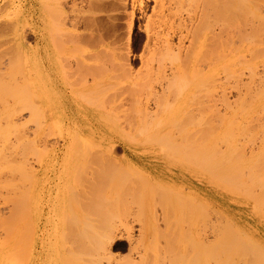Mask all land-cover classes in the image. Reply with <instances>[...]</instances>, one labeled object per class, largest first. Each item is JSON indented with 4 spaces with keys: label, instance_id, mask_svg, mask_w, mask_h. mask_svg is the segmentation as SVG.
<instances>
[{
    "label": "rangeland",
    "instance_id": "1",
    "mask_svg": "<svg viewBox=\"0 0 264 264\" xmlns=\"http://www.w3.org/2000/svg\"><path fill=\"white\" fill-rule=\"evenodd\" d=\"M74 1L0 0V158L3 162L0 160V264H107L106 257H100L98 262L96 251L93 252L94 255L91 253L89 256V250L85 249L87 254L81 255L74 244L77 238L83 235L103 236L104 234L105 236L106 232L103 231L107 223L109 225V221L113 220L117 228H121L125 235L130 234V236H123L125 238L122 237L121 240H118L120 236L115 239V243L121 241L122 246L111 251L112 264H130L134 261L135 264H171L172 258L175 264H216L219 242L225 259L224 264L228 261V264H264V187L261 185L262 182H259L264 177L262 164L258 163L260 165L257 166L261 167L255 172L261 170L263 173H259L260 176L255 173L251 175L250 169L248 173H245L247 169H244L246 176L241 172L243 175L241 181L246 179L247 182L244 184L242 182V185L238 182L235 184L233 177L234 183L232 180L229 183V178L237 170H234L233 164L231 167L228 164L227 171L220 176L215 174L219 171L194 176L193 193L189 192V185L185 181V185L178 186V189L174 187L179 192L164 195L147 184L143 186L147 180L145 178L153 175H148V164L153 166L157 159L154 163L143 159L149 158L142 152L151 146L146 145L143 139L139 138L137 125L128 123L127 114L131 113L133 108L135 110L139 104L150 103L153 99L144 85L139 84V86L137 83L138 81L143 83V72L147 65L142 58L143 52L147 49L144 45L147 41L144 28L147 21L151 18V23L158 28V31L177 29L181 22L180 27L183 24L187 27L195 23L197 25L199 21H205V18L212 14L208 9L211 6L207 7L208 10L205 9L207 0H143L144 4H141L143 7L140 5L133 7L134 0L94 2L99 8L98 21H95L98 31H94L96 37H99L97 41L101 40L104 45L110 43L111 46L113 43V46L115 45L112 46L113 50L118 56L116 62L114 61V67L109 61L104 62L107 67L110 64L113 70L107 76H103L105 77L103 81L101 77L97 79L99 83L108 82L113 85L111 90L103 91L98 96L99 103L95 104H88V100L85 101L78 90L82 84H85L87 76L84 74L85 71L76 70L75 61L80 63L85 60L97 64L89 59L93 53L91 44L96 43L97 38H90L91 31L81 24L73 26L67 21L66 25L61 26L63 17L74 16L75 13L71 12L73 2L77 3V7L83 6L87 9L84 0ZM181 2L184 4L182 5ZM55 5L63 7L64 15L55 18ZM263 8H260L261 11ZM216 9H211V12L215 11L214 15ZM206 11L210 15H207ZM111 15L115 18L112 19ZM262 16L264 15H261V18H264ZM53 17L57 23L59 45H62V48L59 46L60 53H58V60L64 66L61 68L62 77L50 73L47 44L50 34L49 23ZM213 17L212 19L217 20ZM256 19H259L261 26H264V22L262 23L259 17ZM253 20L259 24L258 20L249 18L243 23L242 35L253 33V27L260 28L255 26ZM231 32L237 34L234 43L243 46L242 59L238 63L233 59L234 62L230 59L227 60L228 63L218 62L214 68L218 66L217 71L220 73L216 72L215 77L212 75V78L205 76L204 79L196 82L200 92H197L198 87H195L196 94L189 95L191 103L189 108L196 117L201 114L199 110L205 113L204 115H209V122L207 116L204 118L211 125L195 122L193 130L198 138L196 140L202 146L211 144H209V155L213 158L234 152V156L240 153L247 160L251 159L250 155L259 156L257 152L259 151L260 154L262 150L260 155L263 156L260 157L263 159L259 157L262 162L264 160V97L262 98L259 93L264 86L262 80L264 57H261L264 55V43L261 42L264 38L258 39L261 38V34L255 38L256 45H259H255L258 48L255 53V49L252 48L255 44L254 39L253 41L250 39L253 35L247 38L249 41L243 40L244 38L236 30ZM210 35H207L205 40L209 41ZM262 37H264L263 33ZM153 41L155 40L152 38L150 45ZM207 41L206 44H209ZM103 44L101 45L104 47ZM130 44L131 49L128 48ZM206 48L204 51L207 50ZM153 62L157 66V62ZM70 63L74 66L71 67ZM101 63L102 61L99 62V66ZM205 65L209 66L208 63L204 65L200 63L203 68ZM169 66L171 65L167 62L166 67ZM251 69L253 72L255 70L256 75ZM138 75L142 76L139 78ZM88 79L91 83L90 76ZM159 80L152 81L151 86L154 89L160 88L162 80ZM55 82L57 88L53 89L56 86ZM254 88L259 96L255 95L257 91ZM51 90L55 91V95L58 93V96H62L61 99L64 98L66 104L64 113H61L62 117L64 116L63 123H57V126H55L56 122L53 125L45 121L43 116L47 114L44 101ZM188 92L189 90L187 94ZM246 92L250 93L251 97L250 94L244 95ZM251 98L260 101L255 102ZM29 100H37L38 112L44 120L41 118L39 122L37 120L40 118L36 120L33 116L34 112L30 113L34 108H30L31 111L27 107L22 108L25 102H30ZM254 104L255 106L252 107ZM243 107L252 109L251 112L246 111L247 115L249 113L248 116L242 112L245 110ZM226 117L228 120L232 118L243 120L240 122L234 120L233 126L232 124L230 126L236 128H230L221 122ZM205 119L203 120L206 121ZM234 123L239 125L234 126ZM240 124L244 126V130ZM229 128L233 129L232 134L228 131ZM239 128L240 132H237ZM216 130L222 137L224 131H227L229 137L225 136L227 134L224 136L228 139L223 140L224 138L215 136ZM90 144H105L103 147L108 150L106 155L103 154L104 157L100 158L95 156L98 152H103L100 147L93 148L94 155L93 150L89 153ZM248 166L245 168H250ZM11 167H14L13 171ZM181 169L183 171V168ZM179 170L180 168H177L178 174L181 173ZM136 172L148 174L145 178L134 179ZM158 172L162 179L167 180L168 172L162 169ZM189 177L191 178V175ZM258 177L259 180H256ZM171 181L166 183L171 184ZM186 195L188 198L185 200ZM89 220H92L95 227ZM219 225L222 226V231L217 239L214 231L220 228ZM127 227L128 229L130 227V230L126 232ZM224 228L229 236H225ZM92 229L95 233L91 231ZM235 229H238L239 233L235 232ZM204 234H207L205 242V246L208 242L207 249L203 246Z\"/></svg>",
    "mask_w": 264,
    "mask_h": 264
},
{
    "label": "bare ground",
    "instance_id": "2",
    "mask_svg": "<svg viewBox=\"0 0 264 264\" xmlns=\"http://www.w3.org/2000/svg\"><path fill=\"white\" fill-rule=\"evenodd\" d=\"M54 1L56 2L57 0H54ZM72 1H74V0H72ZM98 1H102V0H84V2H86L85 7L87 6V9H84L83 6L82 7H77L76 6L77 3L75 4L74 3L75 1H74L72 3L73 5L71 6V12L75 13L74 16L73 17H67V16L63 17L62 18L63 24H61V26L66 25L67 21L70 24H72L73 26H77V25L80 26V24H81L82 26H84L85 29H87V30L89 29L91 31V33H90L91 37L90 38H95L96 35H95L94 31L95 30H96V32L98 31V28L96 27L97 22H95V21H98L97 12H98L99 8L97 7V5H95L96 3L94 4V2H98ZM133 2H134V6L133 7H135L136 5H140V7H143L142 6L144 4L143 0H134ZM133 2H132V4H133ZM174 2H177V1H173V3ZM206 3H208L209 5L205 4V5H207L205 7V9L206 10L209 9L210 13H212L210 15V13H208L206 11L208 13L207 15H210L211 18H210V16H208V17L205 16L206 20L205 21L204 20L199 21V23L197 25L195 23V25H193V26L190 25L191 27H187V26H185L183 24L185 27H183V25H182V27H180L181 23H182L181 20H180L179 22H181V23H180V26H179V23H178L179 27L177 29H173L172 28L173 30H168L167 29L165 31V30H161L159 28L160 30L158 31V28L154 27L153 24L151 23V20H150L151 18H150L147 21L146 27H144L146 29L145 31H146V34H147V36H146L147 37L146 38L147 41H145L146 43L144 44V45H146V47L145 46L144 47H145V49L146 48L147 49H146V51L143 52L142 58L144 59V63H146L147 65H146V68L144 69V72H143V75H144V78L142 77L143 83L142 82L139 83V81L137 83H138V85L141 84V86L144 85L143 87L147 89V93L153 99H152V102H150V103L146 102V103L139 104L136 101L137 105L138 104H139V106L141 105L140 108H139V106H138V108L135 107V110H133L134 108L133 109L132 108H128V109H132V111H131V113L127 114V116L129 117V119H128L129 122L128 123H132V125H137L136 127H138V130H136V131H139L138 132L139 138L143 139V141H144L143 143H145L148 146H151V147H149L148 149H146V150H144L142 152L144 154H147L145 156H148L149 158L144 157L143 159L144 160L148 159L147 161H150L151 163H154L155 159H157V161H155V164L153 166L151 164L150 165L148 164V168L150 170L147 169V172H149V174L148 173L147 174L148 175H152L153 174L152 175L153 177L151 176L149 178L148 177L145 178V176L147 174L145 175L144 173L140 174V172L139 173L136 172L137 175L136 176L134 175L135 178L134 177L133 178L134 179H136V178H145V179H147L146 182H144L143 186L145 184H147V185L151 186L152 189L160 191L159 193H162L164 195H171V194L176 193L177 191L179 192V190H177L179 188L178 186L185 185L184 184L185 181H186L187 185H189L188 186L189 192L193 193V188H194L193 177L194 176H197V175H199V176L202 175L203 176L204 174H209L210 171H219V173L216 172L215 174L220 176L224 171H227V169L229 167V166L227 167L228 164H230V167L233 164L234 165V170L235 171L237 170L236 172H234L232 174L233 176H231V178H229L230 179L229 183H230V181L232 180V177H233V179L235 180V184L238 182L240 185H242V184H244V182H246V179H245V181H241L243 175H245V176L247 175V174H244V172H245L244 169L245 170L247 169V172H245V173H248V170L250 169L251 175H253V173L256 172V169L259 170V168L261 166H262L261 170L264 169V167H263L264 160H262V162H263L262 163L261 159H263V158L260 157V156H263V155H260V154H262V150H261L260 154H259V151L257 152L258 153L257 155H259V156L255 155L254 157H252L250 155L251 159L249 158L247 160L240 153L238 155L234 156L233 155L234 152L224 153V154H221V156L219 155V156H217L215 158L211 157L209 155V153H210V145L211 144L207 143V145L202 146L196 140L198 138L195 136L194 130H193V126L195 125V122L196 123L200 122L199 124H201V123L202 124H204V123L206 124V123L209 122V118L210 117H208L209 115L208 116L204 115L205 113H203L200 110H199V113H201V114H199V116H201V117H199V116L196 117L193 114L192 109L189 108L190 107V105H189V103H190L189 102V100H190L189 95H192L191 93L196 94V92L194 91L195 87H198L196 82L201 80V79H204L205 76H207V78L208 77L212 78L211 76L212 75L214 76V74L216 72H218L217 71V69H218L217 67L218 66L216 68H214V65H216V63L221 62V61H223V63H224V61L226 63H228V61H230L232 59L235 62L238 63V62H240L239 60L242 59L241 57L243 55L242 54L243 46L240 45V44L236 45L234 43L235 40H236L237 34L236 33H232L231 30H236L239 33V35L244 38L243 40H249L247 38H250L253 35V37L250 38V39H252V41L254 39L253 43H255V41H256L255 38H257V35L259 37L260 34H261V38H258L259 40L264 38V37H262V33L264 34V26H261V23H259L260 20L256 19L257 17H259L261 19L262 23L264 22V20H263L264 18H261V15H264V13L262 12V11H264L263 10L264 9L263 8L264 0H221L220 2L218 0H207ZM181 4H182V2H181ZM262 4H263V6H262ZM208 6H211V7L207 9ZM261 7L263 8L262 11L260 9ZM213 8L214 9L217 8L216 9V13L217 14L215 13V15L213 14L215 11L212 10V12H211V9H213ZM259 9L261 11V14L258 15V13L260 12ZM54 12H55V18L57 16H62V14L64 15V9L61 6L55 5ZM131 15L133 17V13ZM212 17L216 18L217 20L212 19ZM262 17H264V16H262ZM111 18L114 19L115 16L111 15ZM249 18L258 20V23L260 25L257 24L253 20L254 23H255V26H260V28H263V29H260L259 27H253L254 28V30L252 31L253 33H249V35H251V36L246 35L247 33L245 31L244 32L246 34L242 35V31H243L242 27H244L243 23L245 21L247 22L249 20ZM214 21L217 22V23H214ZM49 25H50V34H49V37H48V44L47 45H48V48H49V50H48L49 53L48 54L50 56V67H51L50 73L52 72V73H55L56 75L58 74V76L61 75V77H62L63 69H61V68L64 67V66H62V64L58 60V53H60L59 49L62 48L61 47L62 45L61 46L59 45L60 44L59 43L60 40L58 39V35H57V23L55 22L54 17L51 18V21H50ZM161 26H159V27H161ZM216 26H218L217 27L218 30H216ZM154 29H157V30H154ZM209 34H211V35L209 36V41H207V40H205V38ZM61 36L63 37V35H61ZM151 37L153 38V40H155V41H153L152 45H150L151 40H152ZM98 38L96 40L95 39L94 40L97 41ZM101 39H103V38H101ZM91 40H93V39H91ZM100 41H97L96 43H92L91 44V46L93 48V50H92L93 53L89 57L90 60H93V62H96L97 64H95V63L91 64V63L85 62V60H82V62H80V63L78 61H75L76 70L79 69V70L85 71L84 74L87 76L85 78V84H82V87H80V89H78V90H80L79 92L83 96L85 101L88 100V104L99 103L98 100H97L98 96L103 91L111 90L112 89L111 85H113V84L108 83V82L106 84L103 83V82L99 83V81L97 79V78L101 77V79H102L101 81H103V78H105L103 76H107V74L112 72L113 68H111L110 64L112 65V67H114L113 65L116 62L115 60L118 57L116 52L113 50V47L115 45L113 46V43L111 41H109V42L112 43L113 47L111 46L110 43H108V44L106 43L104 45ZM205 41H207L209 44H206ZM251 42H248V43H251ZM258 42L260 43V41H258ZM261 42L264 43V40L262 39ZM256 43L254 44V46L252 44H249L250 46L251 45L253 46L252 48L255 49V53H256V51H258V50H256V49H258V48H256V46H259V45H256ZM101 44H103L104 47ZM59 46H60V48H59ZM247 46H245V47H247ZM130 47H131V44H130V46L128 48H130ZM144 47H143V49H144ZM102 48H103V50H102ZM205 48L207 49L206 51H204ZM98 49H100V50H98ZM115 49H117V48H115ZM120 50H122V49H120ZM145 53H147V54H145ZM261 57H264V55L261 56ZM100 61H102V63L99 66V62ZM106 61H109V63H110L109 67H107L105 65L104 62H106ZM153 61L157 62V66L154 65ZM167 62H169L170 65H171L168 68L166 67V63ZM204 62L208 63L209 66L206 67L207 64L205 65L204 68H203V66H200V63H201V65H204L205 64ZM241 62L243 64L244 61L242 60ZM202 63H204V64H202ZM70 64L69 65L71 67L74 66V64H73V66H72V63H70ZM222 67H224V66H222ZM251 72H253L252 69H251ZM254 72H255V70H254ZM218 73H220V72H218ZM56 75H54V76H56ZM100 75H102V76H100ZM88 76H90L91 79H92L91 83H89L90 80L88 79ZM138 76L140 78V76H142V75H138ZM207 78L205 80H207ZM4 79H3V81H4ZM155 79H160L159 81L162 80L161 83H160V88L159 89H156V88L154 89V87L151 86L152 85V81L153 80L155 81ZM262 80H264V79H262ZM263 82H260V83L263 84ZM137 83H135V85H137ZM54 85H56V82H55ZM55 87L57 88V85L54 86L53 89ZM208 87H209V85H208ZM255 87H256V85H255ZM199 88L200 87H198V91L197 92H200ZM209 88H207V89H209ZM204 89L206 90V88H204ZM188 90H189V92L187 94ZM211 90H213V89H211ZM257 90H258V88H257ZM260 90H261V92L259 94H261V96L263 98L264 97V86ZM63 93H65V92L63 91ZM246 94H250V93L246 92L244 95H246ZM252 95H254V93H252ZM255 95H258V91H257V93ZM255 95H254V97H255ZM61 97L58 96V93L55 95V91L51 90L48 93V98H46L45 101H44V104H46V106H47V107L44 106V109L47 108V109H45V110H47V114L43 115L44 118H45V121L47 120L49 123H53V125L56 122L55 126H57V123H63V119H64V116L62 117L61 113H64L63 109H64V105H66V104H64V98L61 99ZM183 97H184V99H183ZM250 97H251V94H250ZM137 98H140V97H137ZM251 99H254L253 101H255V102L257 100V99L255 100V98H251ZM258 99H259V97H258ZM243 100H244V97H243ZM36 101L33 100V101H30L29 103L25 102V106L23 105L22 108H26L27 107V108H29V110H30V108H34V109H31L33 111L30 112V113L32 114L34 112L33 116L36 117V120H37V118H40V120H37V121L40 122L42 117L40 116V113L38 112L39 111V105L37 106V102ZM42 104H43V102H42ZM43 105H42V107H43ZM253 106H255V104L252 105V107ZM209 107H207V108H209ZM260 107H263V105L262 106L260 105ZM243 109H245L244 111H242L243 113H245V115H247V113H246L247 110H248V112L250 110L252 111V109H250L248 107H243ZM19 110L20 109H18V111ZM254 110H256V109H254ZM35 111H37V112H35ZM15 112L17 113V111H15ZM261 113H262V111H261ZM206 114H207V112H206ZM248 115H249V113H248ZM204 116H205V118L207 116L208 122H207V119L204 118ZM219 116H221V115H219ZM229 118L230 117L228 115V119ZM196 119H198V120H196ZM203 119H205L206 121H204ZM217 119H219V118H217ZM226 119H227V117L223 118V120H221V118H220L219 120H221V122L225 123V125H227V127L231 128L233 126L232 123L234 122V120L236 121L237 118H235V119L232 118L233 121H231L232 119L231 120H228V119L226 120ZM237 120L240 122L243 119H241V120L237 119ZM48 122H47V124H48ZM238 123H234V126H235V124L239 125ZM208 124H210V123H208ZM214 124H216V123H214ZM231 124H232V126H230ZM251 124H252V122H251ZM60 125H62V124H60ZM240 125L242 126L241 128L244 127L242 124H240ZM129 126H131V124ZM48 127H49V125H48ZM50 127H51V125H50ZM230 128H229L228 131L231 132L233 129L230 130ZM232 128H236V126L232 127ZM49 129L51 130V128H49ZM50 130H49V132H50ZM234 130H236V129H234ZM243 130H244V128H243ZM215 132H216V134H215ZM215 132H214V135L217 136L218 135L217 134V130ZM218 132H220V131H218ZM237 132H240V128H239V131H237ZM253 132H255V131H253ZM131 133H132V131H130V134ZM227 133H228L227 131H224L223 137L221 135L220 136L218 135V137H222L221 139L224 138L223 140H226V139H228V137L230 135L229 133H228L229 135ZM5 134H3V135H5ZM224 134H227L225 136H228V137H225ZM231 134H232V132H231ZM208 135L212 136L211 134H208ZM240 136H242V134ZM243 137H244V135H243ZM136 138L138 139V136H136ZM216 139H217V137H216ZM218 139H220V138H218ZM129 140H131V139H129ZM244 140H246V139H244ZM262 141H263V139H262ZM23 142H21V143H23ZM91 144H90V148H89V145H87V147L90 150L89 153H91L92 150H93L92 153L94 155L95 150L93 148L94 147H100V148L103 149V152H101V153L98 152V154L95 153V154H97L95 156H97V158H100L101 156L104 157L106 155V152L108 150L105 149V147H103L105 144H101V145L100 144L91 145ZM107 146H108V144H107ZM155 147H156L157 150L154 149ZM110 149H112V148L110 147ZM253 152L254 151H252V154H253ZM263 152H264V149H263ZM103 154H104V156H103ZM259 157L261 159H259ZM159 158L161 159L160 161L158 160ZM254 159H255V161L257 163L254 161ZM0 160H1V158H0ZM117 160L119 161V159H117ZM138 160H140V159H137V161ZM129 161L131 162L130 159H129ZM250 161H251V163H249ZM252 161L255 162L256 165ZM1 162H2V160H1ZM11 162H13V161H11ZM120 162H122V161H120ZM258 163H261L262 165L259 167V166H257V165H260ZM4 164H7V163H4ZM134 164H137V163H134ZM249 164H251V165L248 166ZM247 166L250 167V168H245ZM254 167H256V168L253 169ZM177 168H180L179 171H181V173L178 174ZM181 168H183V171H182ZM13 169H14V167L12 168V171H13ZM161 169L169 173L168 176H167V180H164V179L161 178V174L158 172ZM252 170H254V171H252ZM261 170H260V172L258 171L255 174L261 173ZM241 172H242L243 175L241 174ZM131 175H133V173ZM190 175H191V178L189 177ZM258 176H260V174ZM253 177L255 178V176H253ZM256 177H257V175H256ZM263 178H262V180L261 179L259 180V177H258V179H256V180H259L260 183L262 182L261 185L264 187V179ZM171 180H173V181H171ZM249 180H250V178H249ZM166 181H168V182L171 181V184H173V185L169 184L168 182H167L168 183L167 184ZM232 182H233V180H232ZM239 184L237 186H239ZM123 186H125V185H123ZM174 187H176V188L178 187V188L175 190ZM120 190H121V188H120ZM182 190H180V191L183 192ZM114 191H116V190H114ZM186 198H188V196L185 197V200H186ZM191 199L193 200L192 196H191ZM169 200H171V198ZM86 217L88 218V216H86ZM89 221H91L90 224H92V220H89ZM109 222H110L109 225L107 223L108 227L106 225V229L103 231V232H106L105 236H104V234H103V236H92V235L91 236H85V235L82 234L83 237L77 238L78 240L76 241V243L74 245L76 246V248L79 249V251L81 252V255L87 254L86 252L89 250L90 253L89 252L88 253H89V256H90L91 253L93 254V252L96 251L95 254L97 255L98 262L100 261V257H106L107 258V264H112L111 259H112L113 256H111V251L113 249H115V248L116 249L117 248H121V246H122L121 245V241H120V243L119 242L115 243V239H117V237L120 236L121 238L119 237L120 239H118V240H121L123 236H130V234H128V235L126 234L125 235V233L121 230V228H117L115 220H113L112 222L111 221H109ZM86 225L89 227L88 223H86ZM92 225L95 227V224H92ZM93 226H92V228H94ZM219 226H220V228L217 227L218 228V229H216L217 231L216 230L214 231L215 232L214 235L217 236V239H218V236L220 235V233L222 231V226L221 225H219ZM225 228L223 229V232H224L225 236H229L228 234L225 233ZM95 229H97V228H95ZM127 230L129 231L130 227H129V229L127 227L126 232H127ZM91 231H94V230L92 229ZM231 231H233L232 228H231ZM234 231L239 233L238 229L237 230L235 229ZM94 233H95V231H94ZM206 235L204 236V243H203L204 245L203 246H204V248L207 249L208 248V246H207L208 242H207V245L205 246V242H206V239H207ZM123 238H125V237H123ZM214 238H216V237H214ZM217 242H218V240H217ZM16 245H18V243ZM217 248H218V250H217V253H216L217 254L216 264H224L223 262H224L225 259H224V255H223V252H222V249H221V243L220 242L217 243ZM85 249H87V251ZM99 254L102 255V256H99ZM86 257H87V255H86ZM232 258H234V257H232ZM171 262H172L171 264H175L173 258L171 259ZM169 263H170V260H169ZM228 263H229V261H228ZM130 264H135V261L131 262Z\"/></svg>",
    "mask_w": 264,
    "mask_h": 264
}]
</instances>
